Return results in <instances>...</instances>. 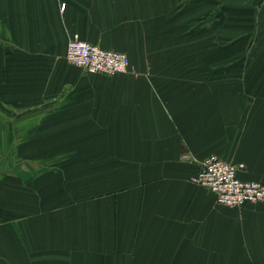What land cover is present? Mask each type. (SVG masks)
Here are the masks:
<instances>
[{"label":"crops","instance_id":"1","mask_svg":"<svg viewBox=\"0 0 264 264\" xmlns=\"http://www.w3.org/2000/svg\"><path fill=\"white\" fill-rule=\"evenodd\" d=\"M256 38L264 0H0V264H264V202L191 181L215 154L264 184Z\"/></svg>","mask_w":264,"mask_h":264},{"label":"built area","instance_id":"2","mask_svg":"<svg viewBox=\"0 0 264 264\" xmlns=\"http://www.w3.org/2000/svg\"><path fill=\"white\" fill-rule=\"evenodd\" d=\"M62 7L64 8V4ZM66 59L89 72L115 74L127 72L129 69L126 54L79 38L68 41ZM242 166L243 164H232L211 154L201 162L191 181L211 191L216 202L224 206L240 207L247 203L264 202L263 183L242 181L238 178L237 172Z\"/></svg>","mask_w":264,"mask_h":264},{"label":"rangeland","instance_id":"3","mask_svg":"<svg viewBox=\"0 0 264 264\" xmlns=\"http://www.w3.org/2000/svg\"><path fill=\"white\" fill-rule=\"evenodd\" d=\"M255 41V45H256V51H263L264 48L261 49H257V47L260 46V43L263 42L264 43V39H257L254 40ZM248 56V57H246ZM249 60V66H250V60L251 58H254V70H245L242 69V66H246V62L247 59ZM238 67L239 70H235L234 68H236V65H233V77L235 75L238 76V80L239 82H264V53H255L254 56H250V55H240L238 56ZM225 71H223L224 73Z\"/></svg>","mask_w":264,"mask_h":264}]
</instances>
